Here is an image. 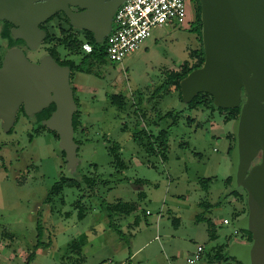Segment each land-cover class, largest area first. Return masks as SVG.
I'll return each instance as SVG.
<instances>
[{"label":"rangeland","instance_id":"rangeland-1","mask_svg":"<svg viewBox=\"0 0 264 264\" xmlns=\"http://www.w3.org/2000/svg\"><path fill=\"white\" fill-rule=\"evenodd\" d=\"M191 20L189 6L185 24L155 27L138 50L119 63L109 61L99 75L71 74L81 103L75 131L80 161L73 170L59 136L48 127L35 134L34 115L19 112L9 132L0 120V264H235L231 250L246 241L243 230H235L247 213H240L243 203L232 194L236 189L246 196L245 191L226 183L235 120L219 109L189 108L179 91L155 93L166 72L179 71L201 45ZM47 25L48 39L27 48L31 60L57 46L62 60L78 64L79 56L58 46L56 20ZM108 92L125 95L127 108L113 105ZM162 129L169 132L167 159L159 148L148 152L145 132L144 142L134 135L146 130L156 138ZM112 145L120 147L124 168L113 160ZM62 175L77 181L87 175L97 183L94 189L85 182L80 188L65 185L51 194ZM201 178H210L208 188ZM119 200L135 202L137 210L111 221L107 205ZM198 216L211 218L216 238ZM74 240L81 244L79 253L71 251ZM199 245L201 259L189 263ZM218 249L221 260L215 258Z\"/></svg>","mask_w":264,"mask_h":264},{"label":"water","instance_id":"water-1","mask_svg":"<svg viewBox=\"0 0 264 264\" xmlns=\"http://www.w3.org/2000/svg\"><path fill=\"white\" fill-rule=\"evenodd\" d=\"M125 1L0 0V20L13 24V36L28 49H37L47 36L40 25L63 11L74 29L91 31L96 42L103 43ZM199 1L205 60L181 80V93L187 103L199 93H209L219 108L240 107L231 175L247 198V213L237 229L251 232L252 241L238 243L239 252H231L243 264H264V0ZM27 52L12 47L0 64L1 125L9 132L21 106L32 116L54 103L55 110L42 124L58 134L67 166L73 170L80 159L71 68L49 52L38 61Z\"/></svg>","mask_w":264,"mask_h":264},{"label":"trees","instance_id":"trees-1","mask_svg":"<svg viewBox=\"0 0 264 264\" xmlns=\"http://www.w3.org/2000/svg\"><path fill=\"white\" fill-rule=\"evenodd\" d=\"M189 5L191 6V13H192V20L190 22V30L195 33L200 41L201 45L199 48L194 49L191 54L190 60H186L184 64L181 66V69L179 71L175 70H168L165 74V78L161 85L159 86V89L156 90V94L165 97L167 95H170L173 91H179L180 92V97H182L181 93V80L185 78L192 70L199 68L202 66L205 60V50L203 47L202 43V20H201V4L199 0H188ZM57 16L60 17L59 21H64L68 27L74 29V27L69 23L68 17L65 15H56L53 16L50 20L47 21V24L51 20H56ZM12 23L8 22L6 23L4 27V32H2V38L6 41L7 47L11 48L13 46H16L19 42H24L22 39H16L10 29V26ZM48 30V37L50 36V28ZM65 31V30H64ZM64 31H62V35L57 37L58 39V46L64 47L70 55H77L80 57V60L78 64L75 63V60L66 58L65 60H62L59 57V53L56 50V47H52L49 49L50 53L53 55V57L61 62L62 64L69 65V67L72 69V74L74 71H79L82 73H88V74H100V71L102 68L108 64V55H107V41L109 36L106 38V40L103 43H97L94 35L91 31L84 30V38L81 39L79 37L80 33H68L66 34ZM85 42L90 43L93 46V50L90 53H87L83 49V44ZM74 92H75V98L78 106L80 107V99L76 96L77 89L74 86ZM155 94V95H156ZM154 96V95H153ZM107 97L109 98L110 102L117 106L121 110H125L127 108L128 102L126 101V96L121 94V93H107ZM188 107L191 109H197L199 107H208L213 110L219 109L221 112H226V118L228 120H235L238 118L239 113H240V107L236 108H219L215 105L213 97L209 93H199L196 95L192 101L188 102ZM56 106L54 103H52L50 106L47 108L43 109L42 111L38 112L37 114H34L36 117V124L37 127L35 128V134H41L45 129L48 130V128L42 124V121L47 119L51 113L55 110ZM24 114L28 116L25 111L23 110ZM138 113V112H137ZM171 112L166 114V116H170ZM74 127L75 131L78 128V118L77 114L74 116ZM51 132L55 133L58 137V134L54 131L51 130ZM145 132V137L148 138L147 146H148V152H153L155 149L159 148L162 151L164 159H167V153H168V140H169V132L166 129H162L159 133V136L155 138V135L153 133L148 134L146 130L143 132L141 131L140 133L134 134L137 138H140L141 141L145 139L144 133ZM233 137V136H232ZM233 140V139H232ZM76 141L80 144L79 140L76 139ZM235 141V139H234ZM144 142V141H143ZM234 143L231 144L230 146V154L232 153ZM109 151L112 155L113 160H115L120 168H124V162L121 159V154H120V147L118 145H112L109 148ZM63 155L65 156V152L62 150ZM97 180L95 178H89L87 175H83V180L82 181H77V180H72L70 178L65 177L62 175L60 181L56 182L52 188H51V194L57 193L60 190L63 189L65 185L71 186V187H78L80 188L82 186V183L85 182L87 184V188L94 189L95 184ZM210 181V178H201L200 182L205 184L208 188V182ZM233 177L230 175L226 181L227 184H232ZM144 183V180H139L138 181V187L141 188V185ZM232 194L235 195L242 203H243V208L240 213H244L247 211V198L245 194H242L238 190H233ZM140 196H144V194L141 192ZM200 205L207 206L204 203H200ZM208 207V206H207ZM107 209L109 211V217L111 221H113V215H119V216H126L130 215L131 213L135 212L137 210V204L135 202H127V201H122L119 200L117 202L111 203L107 205ZM179 218H175L174 221H178ZM198 221H204L209 224V229L211 230V236L213 238H216V233H215V226L214 222L211 220V218H205V217H200L198 216ZM140 222V217L137 216L135 218V223L139 224ZM115 226V225H114ZM116 230V227H114ZM237 229V228H236ZM238 233L240 232V229H237ZM243 235L246 237L248 240L252 239V234L249 231L243 230ZM71 251L79 253L81 250V244L77 241L74 240L72 241L70 245ZM204 251V249H203ZM224 257L223 255V249H218L217 254L215 255L216 260H221ZM30 259V257L27 259V261ZM235 264H242V262L238 259H235Z\"/></svg>","mask_w":264,"mask_h":264},{"label":"built area","instance_id":"built-area-1","mask_svg":"<svg viewBox=\"0 0 264 264\" xmlns=\"http://www.w3.org/2000/svg\"><path fill=\"white\" fill-rule=\"evenodd\" d=\"M189 6L188 0H126L116 12L113 30L107 41L108 60L121 62L128 54L138 50L157 26L185 24ZM83 49L90 53L93 46L85 42ZM224 223L229 224L230 221L225 218ZM235 232L238 233V230ZM203 249L199 245L188 262L200 260Z\"/></svg>","mask_w":264,"mask_h":264},{"label":"flooded vegetation","instance_id":"flooded-vegetation-1","mask_svg":"<svg viewBox=\"0 0 264 264\" xmlns=\"http://www.w3.org/2000/svg\"><path fill=\"white\" fill-rule=\"evenodd\" d=\"M190 10H191V6H190ZM56 15H65V13L63 12V11H59V12H57L54 16H56ZM66 16V15H65ZM53 17V16H52ZM51 17V18H52ZM50 18V19H51ZM50 19H48V20H50ZM47 20V21H48ZM60 20V17L59 16H57V18H56V25L58 26V28H59V33L60 34H62V31H64L66 34H68V33H80L79 31H74V29H72V28H70V27H68L67 26V24L64 22V21H59ZM47 21L46 22H44V23H42L40 26H41V28L42 29H44V30H46L47 31V36H46V38L44 39V41L42 42V43H44L47 39H48V28H49V26L47 25ZM9 22V21H8ZM6 23H7V21L6 20H0V64L2 63V61H3V59H4V56H5V54H6V52L10 49V48H8V47H6V48H4L3 46H4V44H5V40L2 38V32H4V27H5V25H6ZM12 28H13V24L10 26V29H11V32H12ZM7 44V43H6ZM16 46H19V47H21V48H23L26 52H27V47H26V44H25V42H19ZM13 47H15V46H13ZM12 48V47H11ZM50 53V52H49ZM51 54V53H50ZM66 59V58H65ZM65 59H63V60H65ZM59 62V61H58ZM61 65H64V66H69V65H65V64H62L61 62H59ZM71 74H72V69H71ZM24 110V107L23 106H21L20 107V110H19V112H21V111H23ZM25 111V110H24ZM19 112H18V114H19ZM35 116V115H34ZM252 241V239L251 240H248L247 238H246V241H245V243H249V242H251ZM233 251H235V252H239V248H238V246H234V248H233ZM243 264V263H242Z\"/></svg>","mask_w":264,"mask_h":264}]
</instances>
